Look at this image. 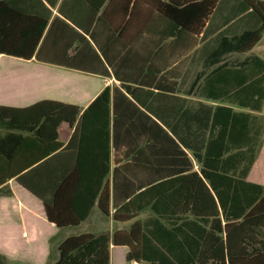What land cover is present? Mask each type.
<instances>
[{"label": "trees", "instance_id": "trees-1", "mask_svg": "<svg viewBox=\"0 0 264 264\" xmlns=\"http://www.w3.org/2000/svg\"><path fill=\"white\" fill-rule=\"evenodd\" d=\"M105 1H99L97 12ZM157 8L179 30L221 39L207 69L218 66L208 75L233 68L245 74L229 103L261 113L264 59L252 51L264 34V2L160 0ZM43 10L42 17L40 12L0 5V19L2 12L27 15L37 21L33 31L38 30L28 46L31 38L8 36L16 30L15 22H0V54L32 59L37 53L47 61L41 50L36 52L52 16L50 9ZM244 53V58H231ZM130 93L129 87L124 94L107 86L85 110L54 101L24 109L0 106V140L17 129L30 133L38 144L24 166L4 159L0 196L12 195L8 180L15 179L42 202L49 221L60 229L78 227L95 206L109 215L110 203L116 222H132L128 231H116L112 238L83 234L65 239L55 264H111V243L128 247L126 261L136 264H264V186L246 181L262 143L264 116L201 105L202 136L197 111L193 125L198 132L192 145L186 142L199 171L165 170L160 181H137V172L143 176L153 170V143L168 149L171 138L164 127L173 129L176 118L166 110L154 112L153 120L129 99ZM62 124L73 129L66 145L59 141ZM4 147L0 157L10 153ZM123 148L126 153L121 155ZM144 211L151 215L136 219ZM0 264H6L1 253Z\"/></svg>", "mask_w": 264, "mask_h": 264}, {"label": "crops", "instance_id": "crops-1", "mask_svg": "<svg viewBox=\"0 0 264 264\" xmlns=\"http://www.w3.org/2000/svg\"><path fill=\"white\" fill-rule=\"evenodd\" d=\"M99 1L0 0V5L23 8L29 13L40 12L42 17L46 15L43 7L52 12L36 50H41L43 60L47 61L38 59L37 53L32 59L0 54V106L24 109L39 102L54 101L85 110L107 86L124 94L129 87V99L153 120H157L154 112L166 110L170 117L176 118L175 123L171 121L173 129L164 127L171 138L168 149L158 148L160 143H153V170L143 176L137 172V181L141 177L160 181L165 170L176 174L189 169L190 172L185 174L199 171L200 165L186 142L192 145L198 132L193 125V115L197 111L202 136L201 105L230 107L237 112L264 116V105L262 112L257 113L229 103L232 101L228 98L243 86L245 74L233 68L208 75L218 66L207 69L221 42V39L214 40L216 35L204 36L203 32L179 30L157 8L160 0H106L97 12ZM27 17L30 16L2 12L0 22H15L16 30L9 32L8 36L17 40L31 38L26 41L31 46L38 31L31 27L37 21ZM263 40L264 34L252 51L262 59ZM247 55L234 54L231 58L238 60ZM213 95L218 98H210ZM122 99L119 96V101ZM183 101L186 104L181 106ZM248 101H251L250 95ZM9 132L0 140V150L5 146L4 150L10 152L0 157V181L6 175V172L3 174L5 160L14 158L15 165L24 166L31 162L32 148L38 147L30 133L17 129ZM58 133L59 141L66 145L73 129L62 124ZM236 136L239 138L238 134ZM13 151L18 153L17 158L13 157ZM120 153L125 154V149ZM157 158L161 159L159 163ZM125 162L123 160L122 165ZM109 179L113 181V174ZM246 181L264 186V135ZM8 184L12 195L0 196V253L6 264H55L58 258L50 261L53 244L58 248L65 239L83 234L109 235L108 220L111 226H115L111 238L116 231H128L132 224L116 222L110 203L109 215H104L95 206L78 227L60 229L49 221L39 199L19 186L15 179L8 180ZM146 212L150 211L142 212L136 219L146 218ZM116 251L123 253L124 264H136L126 261L128 247L113 243L110 246L111 264H117Z\"/></svg>", "mask_w": 264, "mask_h": 264}, {"label": "rangeland", "instance_id": "rangeland-1", "mask_svg": "<svg viewBox=\"0 0 264 264\" xmlns=\"http://www.w3.org/2000/svg\"><path fill=\"white\" fill-rule=\"evenodd\" d=\"M263 45H264V42H263ZM149 214H150V212H146V213H144V216L146 217ZM113 231H115V226L114 225L111 226V221L108 220V234L111 235L113 233ZM114 257H115V262L117 264H124L125 263V257L123 255V253H121L120 251L114 252ZM57 258H58L57 248H56V245L53 244L51 247V250H50V261H52L53 259H57ZM47 264H49V263L47 262Z\"/></svg>", "mask_w": 264, "mask_h": 264}]
</instances>
